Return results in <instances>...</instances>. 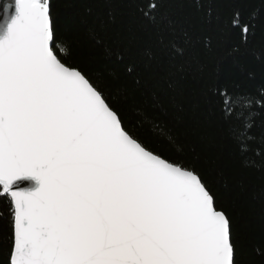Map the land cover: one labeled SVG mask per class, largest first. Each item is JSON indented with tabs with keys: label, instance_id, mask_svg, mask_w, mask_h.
<instances>
[{
	"label": "snow or ice",
	"instance_id": "snow-or-ice-1",
	"mask_svg": "<svg viewBox=\"0 0 264 264\" xmlns=\"http://www.w3.org/2000/svg\"><path fill=\"white\" fill-rule=\"evenodd\" d=\"M159 8L138 11L155 21ZM225 27L251 32L239 12ZM71 55L51 0H0V264H238L232 218L202 173L131 131ZM223 105L243 149L264 95Z\"/></svg>",
	"mask_w": 264,
	"mask_h": 264
},
{
	"label": "trees",
	"instance_id": "trees-1",
	"mask_svg": "<svg viewBox=\"0 0 264 264\" xmlns=\"http://www.w3.org/2000/svg\"><path fill=\"white\" fill-rule=\"evenodd\" d=\"M147 2L51 0L70 59L110 94L131 131L202 173L232 218L238 264H264V109L243 149V122L223 112L226 96L264 95V0H157L155 21L138 11ZM236 12L251 25L246 42L225 27ZM6 225L0 218V241Z\"/></svg>",
	"mask_w": 264,
	"mask_h": 264
},
{
	"label": "water",
	"instance_id": "water-1",
	"mask_svg": "<svg viewBox=\"0 0 264 264\" xmlns=\"http://www.w3.org/2000/svg\"><path fill=\"white\" fill-rule=\"evenodd\" d=\"M22 186H28V185H27V182H24V185H22Z\"/></svg>",
	"mask_w": 264,
	"mask_h": 264
}]
</instances>
